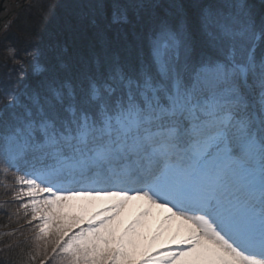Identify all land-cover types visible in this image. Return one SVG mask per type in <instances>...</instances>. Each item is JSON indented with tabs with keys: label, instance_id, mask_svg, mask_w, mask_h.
Instances as JSON below:
<instances>
[{
	"label": "snow or ice",
	"instance_id": "snow-or-ice-1",
	"mask_svg": "<svg viewBox=\"0 0 264 264\" xmlns=\"http://www.w3.org/2000/svg\"><path fill=\"white\" fill-rule=\"evenodd\" d=\"M78 19L74 71L28 84V47L0 65V211L28 225L5 264H264V0Z\"/></svg>",
	"mask_w": 264,
	"mask_h": 264
},
{
	"label": "trees",
	"instance_id": "trees-1",
	"mask_svg": "<svg viewBox=\"0 0 264 264\" xmlns=\"http://www.w3.org/2000/svg\"><path fill=\"white\" fill-rule=\"evenodd\" d=\"M89 0H34L21 14H19L8 32L0 39V65L5 63L6 49L13 46L17 49L28 47L29 50L39 48L40 63L46 71L33 74L31 66L26 63L27 83L37 86L43 81L50 80L53 76H64L75 70L79 57L83 54V48L78 40L79 13L84 4ZM121 2H124L121 0ZM209 3L213 0H201ZM260 7L262 0H250ZM106 12L110 15L113 0H104ZM110 36L114 33H110ZM66 49V51H65ZM19 59V57L17 58ZM63 61L67 68L60 66ZM9 69L14 67V62L7 61ZM0 67V84L4 82V72ZM3 179V177H0ZM9 200V210L13 211L16 204L5 195V190L0 187V202ZM24 225L22 231L28 229V225L21 218L17 223L15 216L9 220V214L0 211V233L15 231L20 225ZM18 236H4L0 238V264H5V243L16 240Z\"/></svg>",
	"mask_w": 264,
	"mask_h": 264
},
{
	"label": "water",
	"instance_id": "water-1",
	"mask_svg": "<svg viewBox=\"0 0 264 264\" xmlns=\"http://www.w3.org/2000/svg\"><path fill=\"white\" fill-rule=\"evenodd\" d=\"M33 0H0V37L7 31L12 21Z\"/></svg>",
	"mask_w": 264,
	"mask_h": 264
},
{
	"label": "rangeland",
	"instance_id": "rangeland-1",
	"mask_svg": "<svg viewBox=\"0 0 264 264\" xmlns=\"http://www.w3.org/2000/svg\"><path fill=\"white\" fill-rule=\"evenodd\" d=\"M10 1H12V0H10ZM124 1V0H123ZM158 211V210H157Z\"/></svg>",
	"mask_w": 264,
	"mask_h": 264
},
{
	"label": "bare ground",
	"instance_id": "bare-ground-1",
	"mask_svg": "<svg viewBox=\"0 0 264 264\" xmlns=\"http://www.w3.org/2000/svg\"><path fill=\"white\" fill-rule=\"evenodd\" d=\"M159 211V210H158Z\"/></svg>",
	"mask_w": 264,
	"mask_h": 264
}]
</instances>
